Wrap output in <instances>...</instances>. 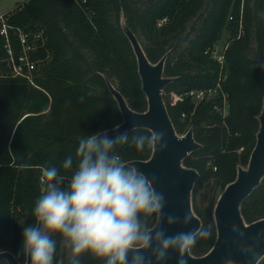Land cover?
Segmentation results:
<instances>
[{
	"label": "trees",
	"instance_id": "1",
	"mask_svg": "<svg viewBox=\"0 0 264 264\" xmlns=\"http://www.w3.org/2000/svg\"><path fill=\"white\" fill-rule=\"evenodd\" d=\"M4 18L6 37L0 33V251H10L25 262L26 256L18 252L21 227L17 220L26 217L25 222H31V207L43 188V168L59 167L67 155H74L81 136L122 122L112 89L132 110H146L136 57L123 23L150 62L164 57L162 75L170 80L161 96L167 114L177 134L191 130L199 144L180 163L197 172L191 205L201 226L188 252L193 256L208 252L216 240V201L198 204L196 193L212 179L218 198L254 147L257 116L264 102V0H24ZM41 30L31 54L36 60L32 82L13 76L6 62L5 38L17 54L19 32ZM224 33L228 41L223 61L218 62L211 49ZM191 89L212 93L198 102L186 95L182 101L172 97ZM137 132L152 133L135 127L129 135ZM152 149L150 145L137 151L129 144L120 151L132 161L147 160ZM239 212L246 223L264 217V173L241 200ZM156 219L150 222L155 224ZM56 238L54 263L64 254ZM0 264L8 263L0 259ZM62 264H68V258L63 257ZM81 264L99 261L84 254ZM255 264H264V255Z\"/></svg>",
	"mask_w": 264,
	"mask_h": 264
},
{
	"label": "clouds",
	"instance_id": "2",
	"mask_svg": "<svg viewBox=\"0 0 264 264\" xmlns=\"http://www.w3.org/2000/svg\"><path fill=\"white\" fill-rule=\"evenodd\" d=\"M164 135L163 130L131 136L128 130L115 135L103 130L81 136L74 155H67L59 167L43 168L32 220H17L19 254L29 264H54L59 236L68 250V264H81L84 254L99 264H167L170 253L176 254V264H186L180 254L195 243L198 233L189 229L168 234L150 221L159 217L162 223L187 224L191 212L165 213L166 197L157 189L155 176L120 151L129 144L137 151L150 145L163 150Z\"/></svg>",
	"mask_w": 264,
	"mask_h": 264
},
{
	"label": "water",
	"instance_id": "3",
	"mask_svg": "<svg viewBox=\"0 0 264 264\" xmlns=\"http://www.w3.org/2000/svg\"><path fill=\"white\" fill-rule=\"evenodd\" d=\"M134 51L141 88L147 100L143 112L132 110L125 98L116 90L112 93L117 100L122 122L107 129L108 134H116L135 127H145L152 131L163 130L166 146L159 150L153 146L147 160H132L141 170L155 176L156 187L166 197L165 213L182 216L190 211L192 219L187 224L180 222L162 223L157 217L155 224L164 227L168 234L180 230H197L199 220L193 215L190 205V191L197 177L196 170L181 165V159L199 144L193 139L191 130L177 134L167 114L161 96L163 85L170 80L162 75L164 57L150 62L135 35L123 25ZM264 106V102L262 107ZM264 173V120L259 123L254 147L250 153L247 169L239 171L237 177L226 185L219 195L214 208L213 219L216 240L208 252L201 256L189 255L188 248L180 255L186 264H255L264 255V217L246 223L239 212L241 200L256 186ZM0 259L8 264H29L19 262L7 250L0 251ZM167 264H176V254L170 253Z\"/></svg>",
	"mask_w": 264,
	"mask_h": 264
},
{
	"label": "built area",
	"instance_id": "4",
	"mask_svg": "<svg viewBox=\"0 0 264 264\" xmlns=\"http://www.w3.org/2000/svg\"><path fill=\"white\" fill-rule=\"evenodd\" d=\"M24 1V0H23ZM84 1V0H83ZM2 16V15H0ZM0 33L6 37V28L5 24L2 23L0 28ZM42 30L38 33L30 32H19L18 42L20 45V52L14 54L9 45L8 39H6L5 47L8 53V66L12 71L14 76H20L28 81L32 82L34 75V70L36 69V60L31 57V54L37 47L36 41L38 38H41ZM212 56L218 60V62L223 61V50L221 53H214L211 49ZM212 93L211 90H202V89H191L186 93V96L190 97L195 102L203 99L206 96H210Z\"/></svg>",
	"mask_w": 264,
	"mask_h": 264
},
{
	"label": "rangeland",
	"instance_id": "5",
	"mask_svg": "<svg viewBox=\"0 0 264 264\" xmlns=\"http://www.w3.org/2000/svg\"><path fill=\"white\" fill-rule=\"evenodd\" d=\"M21 2H23V0H0V15H2V16H0L1 23H4V20H5L4 14L6 12L10 11L11 9H13L16 5H18ZM122 25H124V24L122 23ZM227 37H228L227 34L224 33L222 35V37L214 44V46L212 47L213 54L222 52L225 45L227 44V41H228ZM6 62L8 64V59H6ZM10 74L13 75L12 71L10 72ZM172 95H173L172 97H174V99L182 101V100H184V97L186 94H185V92H182L181 94H172ZM180 116L183 117L184 113H181ZM257 119H258V124L260 122H262V120H264V106L259 111ZM241 149L242 148L239 147L237 149V151L241 152ZM248 161H249V158L245 164L240 165L237 168L236 173H235V178L237 177V174L239 171H245L247 169ZM193 184H194V182H193ZM192 187H193V185H192ZM218 191L219 190L214 187V185L212 183V179H209L207 182H204L203 184H201V186L198 188V191L196 193V202L198 204L203 205V204H207L211 200L217 201L216 199H218L217 198ZM190 205H191V191H190ZM191 211H192L193 215L199 220V223H200L199 228H200V226H201L200 217L195 213L192 205H191ZM62 247L64 248V246L60 247V249H62L64 252L63 257L68 258V250L66 248L63 249ZM189 255H191V254H189ZM63 257L61 258V260H59L57 263H54V264H62L63 263Z\"/></svg>",
	"mask_w": 264,
	"mask_h": 264
}]
</instances>
